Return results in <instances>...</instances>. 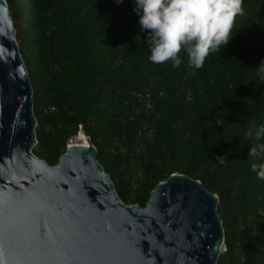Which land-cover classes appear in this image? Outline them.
<instances>
[{
  "label": "trees",
  "instance_id": "1",
  "mask_svg": "<svg viewBox=\"0 0 264 264\" xmlns=\"http://www.w3.org/2000/svg\"><path fill=\"white\" fill-rule=\"evenodd\" d=\"M34 88V153L55 166L81 128L126 204L173 173L219 196L217 264H264V180L245 137L264 124V0H242L232 38L198 70L154 64L130 0H7ZM85 140V139H83Z\"/></svg>",
  "mask_w": 264,
  "mask_h": 264
},
{
  "label": "water",
  "instance_id": "2",
  "mask_svg": "<svg viewBox=\"0 0 264 264\" xmlns=\"http://www.w3.org/2000/svg\"><path fill=\"white\" fill-rule=\"evenodd\" d=\"M7 0H0V264H217L219 196L173 173L146 207L126 204L97 147L68 145L55 166L34 153V88Z\"/></svg>",
  "mask_w": 264,
  "mask_h": 264
},
{
  "label": "clouds",
  "instance_id": "3",
  "mask_svg": "<svg viewBox=\"0 0 264 264\" xmlns=\"http://www.w3.org/2000/svg\"><path fill=\"white\" fill-rule=\"evenodd\" d=\"M116 4L123 0H115ZM242 0H134L133 11L139 16L140 31L146 34L150 55L154 64L171 62L172 68L180 66L179 53L188 57V66L198 70L206 57L216 52L232 38L230 33L234 19L243 14ZM257 74L264 82V60ZM264 139V124L245 137ZM264 156V143L252 146L250 157ZM252 171L264 180V162L252 164Z\"/></svg>",
  "mask_w": 264,
  "mask_h": 264
},
{
  "label": "bare ground",
  "instance_id": "4",
  "mask_svg": "<svg viewBox=\"0 0 264 264\" xmlns=\"http://www.w3.org/2000/svg\"><path fill=\"white\" fill-rule=\"evenodd\" d=\"M75 139H76V140H72V141H70V142L68 143V145H76V144H80V143H82V144H86V145H89V141H88V140H81V137H80L79 135L75 136ZM77 139H78V141H80V142H77Z\"/></svg>",
  "mask_w": 264,
  "mask_h": 264
},
{
  "label": "rangeland",
  "instance_id": "5",
  "mask_svg": "<svg viewBox=\"0 0 264 264\" xmlns=\"http://www.w3.org/2000/svg\"><path fill=\"white\" fill-rule=\"evenodd\" d=\"M83 139H85V138L84 137H81V140H83ZM74 140H76V139L74 138ZM77 142H80V141H78V139H77ZM80 144H82V143H80ZM225 251H226V247L224 246L223 247V253L221 254V256L225 253Z\"/></svg>",
  "mask_w": 264,
  "mask_h": 264
},
{
  "label": "built area",
  "instance_id": "6",
  "mask_svg": "<svg viewBox=\"0 0 264 264\" xmlns=\"http://www.w3.org/2000/svg\"><path fill=\"white\" fill-rule=\"evenodd\" d=\"M130 7L134 9V0H130ZM72 140H74V138L70 139L69 142Z\"/></svg>",
  "mask_w": 264,
  "mask_h": 264
}]
</instances>
